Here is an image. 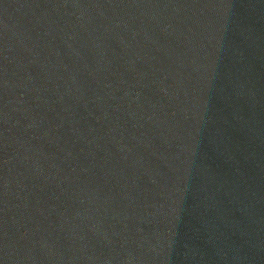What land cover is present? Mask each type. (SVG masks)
Segmentation results:
<instances>
[{
  "label": "water",
  "instance_id": "95a60500",
  "mask_svg": "<svg viewBox=\"0 0 264 264\" xmlns=\"http://www.w3.org/2000/svg\"><path fill=\"white\" fill-rule=\"evenodd\" d=\"M0 264H264V0H0Z\"/></svg>",
  "mask_w": 264,
  "mask_h": 264
}]
</instances>
